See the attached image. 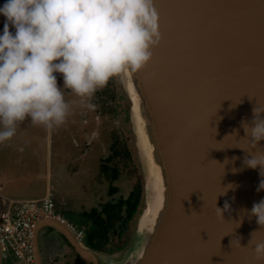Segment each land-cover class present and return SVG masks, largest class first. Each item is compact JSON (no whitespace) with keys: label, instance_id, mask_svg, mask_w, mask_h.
<instances>
[{"label":"water","instance_id":"water-1","mask_svg":"<svg viewBox=\"0 0 264 264\" xmlns=\"http://www.w3.org/2000/svg\"><path fill=\"white\" fill-rule=\"evenodd\" d=\"M154 6L159 44L141 68L120 73L148 188L129 246L114 257L86 246L65 219L45 216L34 229L35 264L47 228L90 264L121 262L137 246L144 248L138 264H264L237 243L246 246L253 231L264 241V226L248 216L264 199L257 190L264 176L244 164L252 146L242 126L255 106L264 109V0ZM257 147L264 150V140ZM225 202L223 221L215 203Z\"/></svg>","mask_w":264,"mask_h":264},{"label":"clouds","instance_id":"clouds-1","mask_svg":"<svg viewBox=\"0 0 264 264\" xmlns=\"http://www.w3.org/2000/svg\"><path fill=\"white\" fill-rule=\"evenodd\" d=\"M0 15L5 18L0 31V143L10 140L26 119L47 128L62 124L69 109L62 88L90 97L126 68L145 65L161 39L154 0H5ZM261 113L264 109L255 106L251 123L242 126L243 139L252 146L244 149L251 155L244 164L259 166L264 176V150L257 147L264 140ZM262 189L264 180L257 190ZM229 209L228 202L223 208L215 203L221 220ZM248 216L264 226V199L252 205ZM254 232L246 246L240 239L237 243L264 261V241L253 240Z\"/></svg>","mask_w":264,"mask_h":264},{"label":"rangeland","instance_id":"rangeland-1","mask_svg":"<svg viewBox=\"0 0 264 264\" xmlns=\"http://www.w3.org/2000/svg\"><path fill=\"white\" fill-rule=\"evenodd\" d=\"M4 2L5 0H0V6ZM4 23L5 18L0 15V31ZM10 31H14L11 25ZM121 82L120 74L113 76L90 97H80L71 89L62 88L64 99L69 105L64 122L47 128L26 119L17 126L15 133L17 135L15 140L25 144L23 151L18 153L15 148L9 149V154L19 156L22 163L33 164L34 171L42 169L40 171L50 176L51 185L56 190L54 213L66 218L75 228L86 229L82 223L92 221L83 216L82 210L89 214L93 211L92 213L104 217L105 213H101L102 208L105 212L110 208L109 204H114L120 198H127L133 187L137 183L141 184L142 195L136 219L127 225L118 223L122 228L118 233L109 236L107 246L112 248L113 252L106 254L114 257H119L129 246L128 243L135 231L134 223H137L143 209L145 210V195L148 191L137 135L130 117V101ZM57 84L58 86L63 84L59 74ZM115 140L118 141L116 145ZM115 146L119 149L122 147V150L113 157ZM123 150L130 153L129 159L121 154ZM59 168L62 170H60L62 178L66 180L67 176L70 178L65 188L63 185L58 187L55 184L58 181L56 172ZM44 180L45 178H36L32 185L38 186ZM156 213L158 214L157 210ZM45 230L50 231L49 237H43ZM45 230L38 239L42 264H48V261H53L51 264H64L60 252L71 251L64 245V243L68 245L66 240L57 233L54 234L50 228ZM56 236H58L56 239L61 241L60 252L47 254L45 244L49 242L55 244ZM132 251L133 253L124 260L115 264H138L144 248L137 246ZM55 256L60 257V261ZM13 263L15 261L10 258L2 260V264Z\"/></svg>","mask_w":264,"mask_h":264},{"label":"crops","instance_id":"crops-1","mask_svg":"<svg viewBox=\"0 0 264 264\" xmlns=\"http://www.w3.org/2000/svg\"><path fill=\"white\" fill-rule=\"evenodd\" d=\"M16 138L17 135H14L10 140L0 143V220L6 212L9 210L13 211L15 206L21 202L30 200L40 202L42 199L47 197L55 200L54 192L56 193V190L51 185L50 176L43 173V171H40L42 169L34 171L35 167L33 164L26 162L22 163L19 156L17 157L15 154H9L10 148L17 149L18 153H21L24 149L25 144L20 140H15ZM66 163H68V161H66ZM60 168L56 172V178H58V181L55 184L58 187L63 185L65 188V184L68 183V179L70 178L68 176L67 180L66 178H62L60 174V170L62 168ZM36 178H45V180L40 182L38 186L36 184L33 186L32 184H34V180H36ZM85 216L88 218L86 212ZM46 232L48 231L46 230ZM60 244L61 241L56 239V243L52 247L53 251H59V246H61ZM64 245L70 249L69 245H66L65 243ZM47 251H49V249ZM12 259L14 260V258H11V260ZM51 262L52 261H48V264H51ZM13 264H16V262Z\"/></svg>","mask_w":264,"mask_h":264},{"label":"built area","instance_id":"built-area-1","mask_svg":"<svg viewBox=\"0 0 264 264\" xmlns=\"http://www.w3.org/2000/svg\"><path fill=\"white\" fill-rule=\"evenodd\" d=\"M53 201H25L6 212L0 220V252L2 260L14 258L16 264H35L33 235L37 221L45 216L58 218ZM62 220V219H61ZM81 236V233H78Z\"/></svg>","mask_w":264,"mask_h":264},{"label":"trees","instance_id":"trees-1","mask_svg":"<svg viewBox=\"0 0 264 264\" xmlns=\"http://www.w3.org/2000/svg\"><path fill=\"white\" fill-rule=\"evenodd\" d=\"M116 144H118L117 140L114 141V145ZM113 148L112 156L115 157L121 152L122 147L120 149L116 146ZM121 154L127 159L130 158V153L127 150H123ZM141 195V184L137 183L126 199H119L114 204H109L110 208L105 212L104 208L101 209V213H105L104 217L100 216V214L92 213L91 220L93 221L94 226L90 228L87 235V244L99 251L113 252V249L107 246L109 236L110 234L118 233L120 228H122V225H118V223H126L127 225V223H130L131 221L134 222L136 219L135 216L139 211Z\"/></svg>","mask_w":264,"mask_h":264},{"label":"flooded vegetation","instance_id":"flooded-vegetation-1","mask_svg":"<svg viewBox=\"0 0 264 264\" xmlns=\"http://www.w3.org/2000/svg\"><path fill=\"white\" fill-rule=\"evenodd\" d=\"M120 199H122V198H120ZM126 199V198H125ZM119 200V199H118ZM117 200V201H118ZM116 201V202H117ZM103 207V206H102ZM79 212V211H78ZM81 212H84L83 213V216H85V210H82ZM93 212V211H92ZM92 212H90V216H89V213H87V216H88V219H92V217H91V214H92ZM86 217V216H85ZM92 222V223H91ZM91 222H88V223H82V224H84L85 226V228L86 229H82V228H75L74 227V225H72L71 223V226L73 227V229H74V231L75 232H79V233H81V239L83 240V242H84V244L86 245V246H88V247H90L88 244H87V235H88V233H89V231H90V229H88L87 227H91L92 225H94L93 224V221H91ZM132 225V224H131ZM136 225H137V223H134V226H135V229H136ZM93 227V226H92ZM91 227V228H92ZM130 229V228H129ZM88 230V231H87ZM51 231L54 233V234H56L57 232H55L54 230H52L51 229ZM87 231V232H86ZM59 236H61L59 233H57ZM49 235H50V231H48V232H46V230L44 231V234H43V236L44 237H46V236H48L49 237ZM58 236H56L55 237V239L57 238ZM62 237V236H61ZM64 238V237H63ZM57 240H59V239H57ZM56 241V240H55ZM67 241V240H66ZM68 243V242H67ZM69 244V243H68ZM129 244V243H128ZM46 245V249H49V251H47L49 254L51 253V252H54L53 251V246L55 245V244H51L50 242L49 243H46L45 244ZM70 245V244H69ZM70 247V249H71V251H62V252H60V251H57V252H60L62 255H61V259H63L64 260V264H90V263H86L83 259H82V257L75 251V249L70 245L69 246ZM90 248H92V247H90ZM94 249V248H93ZM97 250V249H96ZM99 251V250H98ZM105 252V251H104ZM47 253V254H48ZM107 253V252H106ZM60 256V255H59ZM55 257H57V256H55ZM54 257V258H55ZM57 260L58 261H60V257H57ZM57 261V262H58ZM53 262V261H52ZM51 262V263H52ZM55 262V261H54ZM56 263V262H55Z\"/></svg>","mask_w":264,"mask_h":264}]
</instances>
